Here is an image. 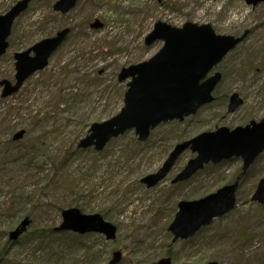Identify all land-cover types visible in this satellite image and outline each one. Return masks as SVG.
Returning a JSON list of instances; mask_svg holds the SVG:
<instances>
[{"label": "rangeland", "instance_id": "obj_1", "mask_svg": "<svg viewBox=\"0 0 264 264\" xmlns=\"http://www.w3.org/2000/svg\"><path fill=\"white\" fill-rule=\"evenodd\" d=\"M19 1L0 0V16ZM55 2L29 6L14 22L10 48L0 59V81H12L14 53L65 27L72 30L47 69L19 93L2 99L0 86V264H108L119 251V264H159L168 251L172 264H237L241 253L260 256L246 264H264V205L251 202L264 179V154L243 179L236 208L188 242L172 244L168 231L178 203L233 183L242 160L207 166L190 181L172 185L195 157L186 151L157 187L140 182L159 171L178 143L263 118L264 3L253 8L245 0H80L74 11L61 16L53 11ZM95 20L103 28L92 29ZM159 21L175 27L210 24L220 35L250 33L217 67L223 75L215 92L219 99L182 123L161 125L144 143L129 131L102 152L77 148L91 125L112 119L124 107L128 81L119 83L118 75L162 48L163 42L145 46ZM234 93L244 105L229 115L228 99ZM20 131L25 136L14 143ZM72 207L116 226V239L107 242L90 234L76 240L74 234L57 233L62 212ZM24 220L30 222L27 231L11 242L10 233ZM211 237L219 243L207 245Z\"/></svg>", "mask_w": 264, "mask_h": 264}, {"label": "water", "instance_id": "obj_2", "mask_svg": "<svg viewBox=\"0 0 264 264\" xmlns=\"http://www.w3.org/2000/svg\"><path fill=\"white\" fill-rule=\"evenodd\" d=\"M31 1L22 0L8 13L0 16V58L9 48L8 38L15 20L27 10ZM77 1L59 0L53 9L65 15L75 8ZM245 1L253 6L264 2ZM92 28L100 29L102 24L96 21ZM69 33V29L62 30L55 37L42 40L27 51L14 54L16 82L12 85L9 80H2L1 97L8 98L17 93L28 78L44 70L48 66L49 58ZM247 34L234 38L217 35L209 24L198 26L187 23L182 28H175L166 23H156L146 37L145 44L151 46L157 41H162V49L150 60L121 70L119 82L131 79L124 96V108L114 118L93 124L88 136L79 143L78 148L86 150L94 147L97 152H101L110 140L131 130H135L139 141L143 142L148 139L151 130L160 124L173 120L182 122L195 115L200 108L214 101L212 93L222 78L220 73L206 79L207 75ZM242 104L238 94L232 95L228 113H234ZM24 133L16 134L14 140H20ZM187 150H191L196 157L175 177L173 184L188 181L210 163L219 164L234 157L242 158L245 174L264 152V120L260 123L251 122L246 127H238L232 131L223 127L178 144L160 170L143 178L141 183L148 188L157 186ZM238 188L239 183L236 182L199 200L181 201L169 227L174 236L173 243L193 237L213 220L230 213L236 205ZM252 200L264 204V179L259 182ZM29 224L28 220H24L11 232L10 239L16 241ZM56 231H71L81 235L96 233L104 235L107 241L115 240L117 236L116 226L105 221L102 216L84 215L76 208L62 212V223ZM121 260L122 253L115 252L108 264H119ZM159 264L171 262L166 259Z\"/></svg>", "mask_w": 264, "mask_h": 264}, {"label": "trees", "instance_id": "obj_3", "mask_svg": "<svg viewBox=\"0 0 264 264\" xmlns=\"http://www.w3.org/2000/svg\"><path fill=\"white\" fill-rule=\"evenodd\" d=\"M244 178V177H243ZM243 180V179H242ZM64 234H69V233H64ZM71 234V233H70ZM67 236H70V235H67ZM75 236V239L76 240H80V239H82L83 237H80V236H77V235H74ZM70 237H73V234H71V236ZM238 241H240V240H237L236 241V245H237V243H238ZM188 242V241H187ZM219 243V240H217L215 237H211V238H209L208 239V242L206 243L207 245L209 244V245H214V244H218ZM245 244V243H244ZM243 245V244H242ZM237 246H240V245H237ZM80 249H82V248H85L86 249V247L84 246V245H81V247H79ZM232 251V253H235L236 252V250L235 249H232L231 250ZM168 254L167 255H172V253H171V251H168L167 252ZM248 255V254H247ZM246 254H243V253H241V254H239L238 255V257H237V260H238V263L237 264H246L247 262H250V261H252V259H254V258H256L257 259V257H260V256H258V255H256V256H253L252 258H250V257H248ZM97 259H98V257H97Z\"/></svg>", "mask_w": 264, "mask_h": 264}, {"label": "flooded vegetation", "instance_id": "obj_4", "mask_svg": "<svg viewBox=\"0 0 264 264\" xmlns=\"http://www.w3.org/2000/svg\"><path fill=\"white\" fill-rule=\"evenodd\" d=\"M34 1H36V2H43V1H47V0H32V1L30 2V5H31ZM57 1H58V0H56V2H57ZM160 1H161V0H160ZM79 2H80V0L77 1L76 6H75L74 9H76V7L78 6ZM30 5H29V6H30ZM54 5H55V3H54ZM54 5H53V6H54ZM28 8H29V7H28ZM74 9H73L72 11H74ZM53 11H54V10H53ZM72 11H71V12H72ZM54 12H55V11H54ZM55 13H56V14H59V13H57V12H55ZM59 15H61V14H59ZM61 16H63V15H61ZM99 21H100V20H99ZM100 22H101V21H100ZM100 22H99V23H100ZM101 23H102V22H101ZM93 24H94V22L90 25V27H91ZM65 28L70 29L69 27H65ZM65 28H63V29H65ZM59 31H60V30H59ZM59 31H57L56 34H57ZM71 31H72V30L70 29V33H69L68 36L65 38V40L63 41V43L67 40V38H68L69 35L71 34ZM56 34H55V35H56ZM249 34H250V33H249ZM55 35H54V36H55ZM10 45H11V42H10ZM62 45H63V44H62ZM62 45H61V46H62ZM59 48H60V47H59ZM59 48H58V49H59ZM58 49L54 52V54L58 51ZM14 54H15V53H14ZM54 54H53V55H54ZM53 55H52V56H53ZM13 56H14V55H13ZM50 59H51V58H50ZM50 59H49V61H48L49 63H50ZM14 66H15V63H14ZM48 66H49V65H48ZM45 70H46V69H45ZM43 71H44V70H43ZM41 72H42V71H41ZM38 73H39V72H38ZM31 77H33V76H31ZM31 77H30V78H31ZM30 78H28V79L25 81V83H26ZM9 81H10V80H9ZM10 82H11L12 85H14L16 81L12 80V81H10ZM25 83H24V85H25ZM24 85L22 86V88L24 87ZM22 88H21V89H22ZM21 89H20L17 93H19V92L21 91ZM17 93L13 94L12 96L16 95ZM12 96H10V97H12ZM263 117H264V116H263ZM261 119H262V118H261ZM261 119H260V120H261ZM20 132H24V131H20ZM18 133H19V132H18ZM15 136H16V134L14 135V137H15ZM24 136H25V133H24ZM24 136H23L20 140H22V139L24 138ZM14 137H13V142H14V143L20 141V140L15 141V140H14ZM167 254H168V253H167ZM167 254H166V256H167V257L170 259V261H171V260H172L171 255H167ZM171 264H172V262H171Z\"/></svg>", "mask_w": 264, "mask_h": 264}]
</instances>
